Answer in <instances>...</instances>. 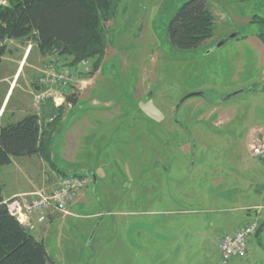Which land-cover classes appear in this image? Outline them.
Masks as SVG:
<instances>
[{"label":"rangeland","instance_id":"1","mask_svg":"<svg viewBox=\"0 0 264 264\" xmlns=\"http://www.w3.org/2000/svg\"><path fill=\"white\" fill-rule=\"evenodd\" d=\"M186 1L119 0L104 24L97 66L92 58L72 62L65 54H43L26 37L5 40L0 94L25 55L12 97L22 93L26 102L56 104L49 125L41 118V126L46 133L50 128L53 162L61 171L34 163V183L44 179L41 167L48 170L36 187L47 188L65 173L88 180L85 198L68 214H53L42 232L29 231L44 240L52 261L224 264L220 234L245 221L264 222V157L250 151L252 143H264V25L251 21L264 17V0H207L212 37L180 51L166 29ZM235 31L240 34L216 47ZM24 84L27 91L20 89ZM99 109L114 114L120 128L106 130ZM92 116L95 129L79 132ZM141 168H147L142 176ZM8 170L0 167L3 192L27 186ZM252 204L262 205L257 217L256 210L243 209ZM180 207L187 213L160 214ZM151 210L158 212L145 213ZM226 264H264V228L251 237L245 257Z\"/></svg>","mask_w":264,"mask_h":264},{"label":"trees","instance_id":"2","mask_svg":"<svg viewBox=\"0 0 264 264\" xmlns=\"http://www.w3.org/2000/svg\"><path fill=\"white\" fill-rule=\"evenodd\" d=\"M119 0H12L0 7V60L6 39L26 37L43 54H65L72 62L92 58L97 66L106 44L105 22ZM252 22L264 25V17ZM214 17L207 0H188L170 17L167 34L180 51L196 49L213 35ZM263 37V33L259 34ZM75 99L73 98V102ZM51 131L42 130L39 117L30 113L0 124V167L12 158L38 155L54 167ZM65 174H61L64 176ZM0 183V264H59L51 260L44 240L35 238L7 209Z\"/></svg>","mask_w":264,"mask_h":264},{"label":"built area","instance_id":"3","mask_svg":"<svg viewBox=\"0 0 264 264\" xmlns=\"http://www.w3.org/2000/svg\"><path fill=\"white\" fill-rule=\"evenodd\" d=\"M12 0H0V7L10 6ZM253 156L264 157V143L258 141L250 145ZM87 178L79 174H66L59 178L56 187L51 192L37 190L32 193H20L4 200L8 211L16 217L28 230L36 229L37 225L48 221L53 214H68L70 203L87 185ZM257 224L248 222L243 226L225 232L217 242L222 263L231 259L246 256L249 241Z\"/></svg>","mask_w":264,"mask_h":264},{"label":"crops","instance_id":"4","mask_svg":"<svg viewBox=\"0 0 264 264\" xmlns=\"http://www.w3.org/2000/svg\"><path fill=\"white\" fill-rule=\"evenodd\" d=\"M25 57V55H24ZM24 57L23 59L21 60V62L19 63V66L17 67V70L14 74V77L12 78V81L10 83V85L8 87L5 86V90L3 93L0 94V124L1 125H5V124H8V123H13V122H16L18 120H20L22 117H24L25 115L29 114V113H36L38 116H39V122L41 124V118L44 120L43 124L45 125V123H48L49 125V120L46 121V117H48L50 114V110L53 109V107H56V104H52V101L51 100H48L47 103H44V104H40V103H37L35 101H28L26 102V100L22 99V93H20V97L19 98H13L12 95H13V90L18 87L17 83L16 82L17 78L16 76L18 75V72H20L22 70V68L24 67L25 65V62H24ZM29 85V84H28ZM27 87L25 86H22L20 89L23 90V91H27L26 89ZM31 89V88H30ZM92 106H95V105H92ZM91 106V107H92ZM103 106V105H102ZM51 107V108H50ZM98 107V105L96 106ZM100 113L103 115V118L105 119L104 120V124H102L103 126H105V129L106 130H117L118 128H120V125H118L117 123L114 124L113 121H115V117L114 114L112 115H105L104 113H102V109H99ZM52 112V110H51ZM97 112H98V109H97ZM49 114V115H48ZM96 116V115H95ZM95 116H92L90 121L86 120L87 122H85L83 125L80 126V128L78 129L79 132L81 133H84L85 132V128H91L92 130L95 129V122L93 123L94 119H97ZM97 117H99V114L97 113ZM112 122V123H111ZM123 123V122H122ZM43 124H42V130H45L43 129ZM111 124V125H110ZM112 124H114L112 126ZM47 125V126H48ZM101 125V127L103 128V126ZM122 125V124H121ZM133 127L134 125L131 123V131H129L127 129V133L128 135L130 133H133L134 130H133ZM52 128V127H51ZM104 130V131H106ZM49 131H50V128H49ZM140 132H142L143 134V138L146 137V134H145V128H141ZM55 145H54V149H55ZM54 149H53V152H52V159L54 161ZM145 149L143 148L142 150V158L143 156H145ZM144 160V159H143ZM44 163V161L38 156V155H32V156H22V157H16V158H12V161L10 164L8 165H5L3 167H7V170L8 169H11V171H7V173H14L16 176V181H19L22 179H24V183H27V186L26 185H21V186H16L14 188H10L8 190H6L5 192H3V195L5 197V199L13 196V195H16V194H19V193H24V192H31V191H36V190H43L45 192H51L57 185L58 181L57 180L54 184H52L51 186L47 187V188H38L36 187V184L40 185V184H43V180L45 179L47 171L46 168L43 166L41 168L42 169V172H43V177L44 179L42 178L40 180V182L38 183H34L35 181L33 180L34 179V176L36 177L37 176V171H34L35 167L33 166L34 163ZM27 165L28 167V170L31 169V172L27 171L25 166ZM152 167H156L155 165L152 166ZM21 168V169H20ZM50 168L53 170L52 173H54L55 171H59L60 169L56 166L54 167H51ZM147 168H141L140 169V176L143 175L142 172H146ZM33 171V172H32ZM61 171V170H60ZM152 173H156V171H153ZM72 174H75V173H72ZM155 176V175H154ZM156 177V176H155ZM157 178V177H156ZM29 184V185H28ZM34 188V189H33ZM78 198H85V195L83 194V190H81L75 197V200H73L71 203H70V207H72L76 201V199L78 200ZM153 198H148L147 201L151 202ZM156 199V198H154ZM183 199V198H182ZM211 199V198H209ZM212 199H215V198H212ZM180 201V200H179ZM117 202V201H116ZM214 204V202H213ZM262 207V205L260 204H252V205H249L248 207L246 208H243L245 210H249L251 209L252 210H256L255 211V215L257 214V210ZM178 212V213H187L186 211H188V209H183V208H179V209H175V210H171L169 212H161L160 214H172V213H175V212ZM158 211L156 210H151L149 212H145V213H149V214H152V213H157ZM51 217V216H50ZM50 217L48 218V221H46L45 223L43 224H39L37 225L36 228H38L39 230H41V232L44 230L45 227L49 226L50 225ZM166 217V216H165ZM257 217V215H256ZM164 220L167 219V218H163ZM264 219V217H263ZM246 222V221H245ZM242 223L241 225L237 226V227H240V226H243L244 224L248 223V221L246 223ZM236 227V228H237ZM235 229V228H234ZM233 230V229H232ZM230 230H227V231H224L220 234V237L223 233L225 232H228ZM219 237V238H220ZM218 242V241H217Z\"/></svg>","mask_w":264,"mask_h":264},{"label":"water","instance_id":"5","mask_svg":"<svg viewBox=\"0 0 264 264\" xmlns=\"http://www.w3.org/2000/svg\"><path fill=\"white\" fill-rule=\"evenodd\" d=\"M239 34H240V32H237V31L230 33L226 38H224V39H222L221 41H219V42L216 44V47L222 45L223 43H225L226 41H228V40H230V39H233L234 37H236V36L239 35ZM244 90H245V89L237 90L236 92H233L232 94L228 95L225 99L231 97L232 95H236V94H238V93H240V92H242V91H244ZM191 95H201V93H200V92H195V93H193V94H191ZM184 99H186V98H184ZM93 183L95 184V177L93 178ZM263 227H264V222H262L261 224H259V226H258L257 229H256V233H255V235H257V234L262 230Z\"/></svg>","mask_w":264,"mask_h":264},{"label":"flooded vegetation","instance_id":"6","mask_svg":"<svg viewBox=\"0 0 264 264\" xmlns=\"http://www.w3.org/2000/svg\"><path fill=\"white\" fill-rule=\"evenodd\" d=\"M264 228V227H263ZM263 228H262V230H263ZM257 229V228H256ZM262 230L257 234V235H255V233H256V230H255V232H254V234H253V236L252 237H259V235L261 234V232H262ZM240 259H242V258H240Z\"/></svg>","mask_w":264,"mask_h":264}]
</instances>
